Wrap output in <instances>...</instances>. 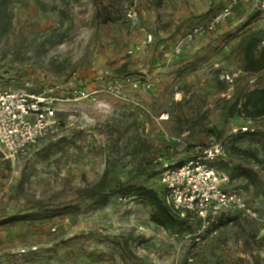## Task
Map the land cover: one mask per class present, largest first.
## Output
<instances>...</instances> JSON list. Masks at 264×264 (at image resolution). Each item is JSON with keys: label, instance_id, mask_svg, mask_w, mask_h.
Listing matches in <instances>:
<instances>
[{"label": "rangeland", "instance_id": "rangeland-1", "mask_svg": "<svg viewBox=\"0 0 264 264\" xmlns=\"http://www.w3.org/2000/svg\"><path fill=\"white\" fill-rule=\"evenodd\" d=\"M150 1L73 0L67 8L61 0H9L11 25L7 32L0 28V90L57 88L65 96L78 86L93 94L58 106L59 129L26 156L0 154V264H264V170L249 161L230 159L260 181L232 186L256 208L258 220L238 219L199 242L189 237L196 223L171 233L151 222L150 208L139 200L114 196L95 207L80 195L103 179L158 189L166 165L185 164L194 147L249 122L228 116L241 88L264 87V71H242L238 47L247 36L264 46V0L239 4L182 55L173 53L178 41L192 27L207 26L230 0H163L159 8ZM103 6L119 21L101 24ZM131 7L140 17L136 26L126 20ZM110 77L124 89L94 94ZM131 78L148 79L151 87L133 88ZM250 123L264 133V118ZM234 144L264 160V139ZM62 205L78 211L2 224Z\"/></svg>", "mask_w": 264, "mask_h": 264}, {"label": "built area", "instance_id": "built-area-1", "mask_svg": "<svg viewBox=\"0 0 264 264\" xmlns=\"http://www.w3.org/2000/svg\"><path fill=\"white\" fill-rule=\"evenodd\" d=\"M250 1L252 0H230L207 26H195L190 29L178 41L173 53L183 54L197 37L215 31L224 23L236 5ZM126 20L136 26L140 20L138 11L131 7ZM152 40V36L148 35V43ZM129 84L136 89L141 85L151 87L148 79L134 80ZM105 87L94 94H119L125 84L110 77ZM92 94L78 86L71 87L69 94L65 96L59 95L57 88H49L41 93H30L25 89L0 90V154L7 160L26 156L32 147L59 129L58 106L87 100ZM253 131L254 128L248 122L241 128H234L231 134ZM228 140V137L212 138L205 149L198 148L196 158L179 167L166 165L159 176V183L165 189V201L171 212L182 219L189 218L190 221L199 222L198 230L189 235L194 242L201 241L209 229L219 224L222 213L235 212L246 220L259 218L258 213L246 203L241 193L225 190L224 186L229 182V177L214 167L216 162L227 156Z\"/></svg>", "mask_w": 264, "mask_h": 264}, {"label": "trees", "instance_id": "trees-1", "mask_svg": "<svg viewBox=\"0 0 264 264\" xmlns=\"http://www.w3.org/2000/svg\"><path fill=\"white\" fill-rule=\"evenodd\" d=\"M61 1L62 4L68 8L71 6L73 0H61ZM150 2L156 8L161 7L163 4V0H151ZM9 3H10L9 0H0V28H2V30H4L5 32L8 31L11 25V16L8 13ZM95 5L97 7V4ZM238 5H236L235 7H237ZM219 11L214 13L212 19ZM97 13L99 14L98 19H100L101 24L104 25L114 24L120 19L118 14L113 13L110 10V8L105 6L100 7V9L98 7ZM222 24H220L219 26H221ZM238 47L243 56L242 71L246 75L253 76L264 71V46L263 47L260 46L258 41L255 39V37L247 36L242 38L240 40ZM134 80L135 78L133 79L131 78L130 80H128V82L130 83ZM230 84H233V82ZM236 115L243 116L249 122H251L252 120L264 118V87L253 88L250 85H246L243 88H241L237 92L235 101L230 107L228 116L229 118H234ZM234 128H241V126L232 127L230 129L229 137L228 136L220 137L218 135L212 136V138H216V139H224L227 137L229 138L228 140L229 144L227 145L228 146L227 156L224 159H220L218 162H216L214 164V167L218 171L225 173L229 177V182L227 183V185L224 186L226 191L235 190L241 193L240 189L232 186L234 182L239 181L240 179H245L247 180L249 186L253 184L255 185V183L260 181V178L254 173L253 169L243 164H233L230 159L237 158V159L249 161L251 164H254L262 168V170H264V160L259 156H257L255 153L251 152L250 150H243L237 147L234 144V140L237 139L238 141L243 142L245 139L249 137L252 138V140H254V138L264 139V133L258 132L254 128L253 132H245V133L239 132L237 134H231ZM207 146L208 144L202 147L201 146L194 147V149H192L191 157L189 158L188 161L196 158L198 148L203 150ZM183 164H179L174 167H179ZM158 185H159L158 189L139 185L131 181H127V182L115 181L112 185H109L105 183V179H103L102 181L93 185L89 189L80 190V195L82 197H90V199L92 200V204L95 207H106L109 204L111 198L114 196L124 199L133 198L139 200L144 205L150 208L151 222L157 225L158 227H161L171 233H177V232H183L186 226H189L191 222H194L197 224V229L195 230H198V228L200 227L198 221H190L189 218L182 219L180 217L175 216L171 212L165 201V189L162 185H160L159 182ZM245 201L250 207H252L258 213L256 208L250 202H248L246 199ZM76 211H78L77 205H62L56 209H52L51 211H49V213L36 212V213H29L28 215L22 217H9L5 221H3L2 224H16L19 222L55 219L65 215L74 214L76 213ZM238 219L246 220V219H242L241 216L235 212L230 211V212L222 213L219 224L209 229L208 232L216 231L222 226L227 225L230 222H235Z\"/></svg>", "mask_w": 264, "mask_h": 264}]
</instances>
